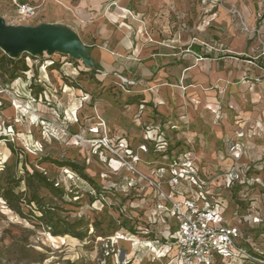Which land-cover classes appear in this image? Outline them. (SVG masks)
I'll use <instances>...</instances> for the list:
<instances>
[{"label":"rangeland","instance_id":"374dc122","mask_svg":"<svg viewBox=\"0 0 264 264\" xmlns=\"http://www.w3.org/2000/svg\"><path fill=\"white\" fill-rule=\"evenodd\" d=\"M129 9L150 16L161 38L174 42L175 52L197 53L202 59H250L264 70V0H129ZM0 16L9 25L25 24L12 0H0ZM51 60L56 64L48 66ZM0 63L2 87L11 83L14 72L24 81L13 98L25 106L30 95L37 101L29 106L35 113L54 120L56 111L58 123L72 134L81 131L106 94L90 70L94 98L82 109L76 89L83 85L84 73L75 71L82 65L66 54L13 59L0 48ZM25 63L33 76L31 92L20 71ZM108 95L118 106V92L110 89ZM0 102V264H122L126 258L130 264L167 263L117 240L126 228L115 209L124 196V180L111 174L102 179L108 173L103 157L60 131L45 132L37 117L22 116L8 94L0 93ZM197 144L187 140L185 146L196 149ZM259 225L252 235L264 251V216Z\"/></svg>","mask_w":264,"mask_h":264},{"label":"crops","instance_id":"0c3cea01","mask_svg":"<svg viewBox=\"0 0 264 264\" xmlns=\"http://www.w3.org/2000/svg\"><path fill=\"white\" fill-rule=\"evenodd\" d=\"M12 1L37 8V17L19 25L34 26L32 22L39 20V25L69 28L87 48L88 59L103 72L94 75L106 94L92 108V118L81 124L80 132L96 124L100 116L114 133L138 143L143 140L145 125H162L170 138L184 141L181 150L188 148L187 140L197 141L194 150L199 168L216 173L231 167L227 140L244 129L245 153L240 165L246 171V183L224 194L230 215L251 213L262 223L264 70L250 59L198 60L197 53L175 52L174 42L161 38L150 16L126 13L129 0ZM79 62L82 66L75 71L84 73V82L76 94L87 97L81 102L83 109L92 104L95 85L88 78L90 70ZM123 77L135 84L121 85ZM110 89L118 92V106L114 105L116 98L108 95ZM259 226L255 225L256 232Z\"/></svg>","mask_w":264,"mask_h":264},{"label":"built area","instance_id":"2783aa9c","mask_svg":"<svg viewBox=\"0 0 264 264\" xmlns=\"http://www.w3.org/2000/svg\"><path fill=\"white\" fill-rule=\"evenodd\" d=\"M16 6L24 19L37 17L36 7L28 3ZM126 13L132 16L130 10ZM46 63L50 66L56 61ZM92 71L103 74L97 67ZM25 76V88L31 92L33 76L30 71ZM122 80L127 85L135 84L125 77ZM23 82L19 77L4 87L0 85V93L10 96L22 116L37 117L45 132L60 131L75 145L86 146L103 157L108 173H103L102 179L111 174L124 180V196L115 209L126 228L117 240L129 243L137 253L150 252L166 264H264V251L252 235L257 233L254 227L261 223L260 217L236 212L230 218L225 215L229 205L224 193L246 183L247 174L240 165L245 153L244 129L227 140L231 167L206 173L198 166L196 151L189 147L181 150L184 141L170 138L162 125H145L143 140L138 143L114 133L100 116L96 124L84 125L82 132L72 134L58 123L56 111L52 114L54 120L35 113L29 106L37 101L30 95L25 106L24 101L13 98ZM86 100L83 96L82 102ZM75 114V122L79 123ZM122 264L130 261L126 258Z\"/></svg>","mask_w":264,"mask_h":264},{"label":"water","instance_id":"95a60500","mask_svg":"<svg viewBox=\"0 0 264 264\" xmlns=\"http://www.w3.org/2000/svg\"><path fill=\"white\" fill-rule=\"evenodd\" d=\"M0 48L13 59L22 54L31 56L66 54L82 61L88 69L96 68L88 59L87 48L80 42L77 34L63 26L49 24L15 26L7 24L0 16Z\"/></svg>","mask_w":264,"mask_h":264},{"label":"trees","instance_id":"16d2710c","mask_svg":"<svg viewBox=\"0 0 264 264\" xmlns=\"http://www.w3.org/2000/svg\"><path fill=\"white\" fill-rule=\"evenodd\" d=\"M2 60H5V59H2ZM10 61L12 62V59ZM0 66H1V63H0ZM20 71L22 72V74H25L26 72L29 71V67H28L27 63H25V67H23L22 69H20ZM10 76H11V82H13L14 80H16L17 78L20 77L19 75L15 74V72L12 73Z\"/></svg>","mask_w":264,"mask_h":264}]
</instances>
